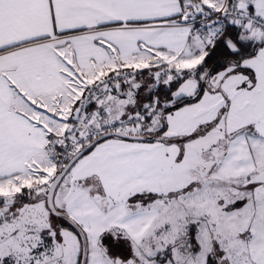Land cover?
<instances>
[{"label": "snow or ice", "instance_id": "obj_1", "mask_svg": "<svg viewBox=\"0 0 264 264\" xmlns=\"http://www.w3.org/2000/svg\"><path fill=\"white\" fill-rule=\"evenodd\" d=\"M0 264H264V0H0Z\"/></svg>", "mask_w": 264, "mask_h": 264}]
</instances>
